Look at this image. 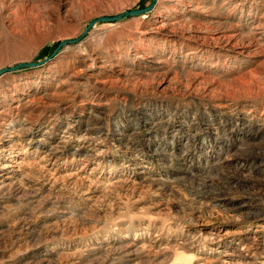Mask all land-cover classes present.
<instances>
[{
    "label": "rangeland",
    "instance_id": "1",
    "mask_svg": "<svg viewBox=\"0 0 264 264\" xmlns=\"http://www.w3.org/2000/svg\"><path fill=\"white\" fill-rule=\"evenodd\" d=\"M0 71V264H264V0H0Z\"/></svg>",
    "mask_w": 264,
    "mask_h": 264
},
{
    "label": "water",
    "instance_id": "2",
    "mask_svg": "<svg viewBox=\"0 0 264 264\" xmlns=\"http://www.w3.org/2000/svg\"><path fill=\"white\" fill-rule=\"evenodd\" d=\"M138 11H129L128 13H130V14H136ZM108 19H112V18H108ZM24 65H28V64H23V66ZM19 66H21V65H19ZM15 69V68H14ZM5 70H8V69H5ZM1 72V71H0Z\"/></svg>",
    "mask_w": 264,
    "mask_h": 264
}]
</instances>
